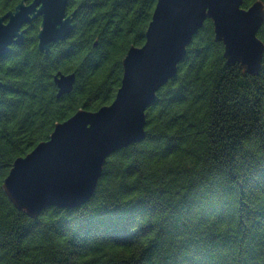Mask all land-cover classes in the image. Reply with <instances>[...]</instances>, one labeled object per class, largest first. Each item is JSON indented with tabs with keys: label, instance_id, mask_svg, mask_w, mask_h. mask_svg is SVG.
<instances>
[{
	"label": "trees",
	"instance_id": "trees-1",
	"mask_svg": "<svg viewBox=\"0 0 264 264\" xmlns=\"http://www.w3.org/2000/svg\"><path fill=\"white\" fill-rule=\"evenodd\" d=\"M20 1L0 0V16ZM156 3L70 0L68 39L41 52L38 18L0 59V264H264V55L255 75L229 64L211 19L147 109L146 138L107 158L88 201L31 218L3 189L56 123L115 99ZM58 72L76 74L61 97Z\"/></svg>",
	"mask_w": 264,
	"mask_h": 264
},
{
	"label": "water",
	"instance_id": "water-1",
	"mask_svg": "<svg viewBox=\"0 0 264 264\" xmlns=\"http://www.w3.org/2000/svg\"><path fill=\"white\" fill-rule=\"evenodd\" d=\"M70 0H21L0 16V59L13 44H22L26 24L42 18L38 47L48 53L51 45L70 36L76 11L67 14ZM244 0H157L142 46L132 45L123 59V78L112 103L96 111L79 109L55 125L47 140L18 157L3 182L14 204L31 218L49 206L74 208L94 194L107 158L146 138V110L157 91L178 71V64L207 19L224 43L229 64L239 63L257 74L264 43L258 32L264 23V3L248 8ZM54 81L58 97L70 93L75 73L58 72ZM3 81L0 76V89Z\"/></svg>",
	"mask_w": 264,
	"mask_h": 264
},
{
	"label": "flooded vegetation",
	"instance_id": "flooded-vegetation-1",
	"mask_svg": "<svg viewBox=\"0 0 264 264\" xmlns=\"http://www.w3.org/2000/svg\"><path fill=\"white\" fill-rule=\"evenodd\" d=\"M69 2H70V1H69ZM242 6H243V5H242ZM68 7H69V4H68ZM68 7H67V14H70V13H72L73 11L70 12V11L68 10ZM243 7H244V6H243ZM244 8H245V7H244ZM74 11H75V10H74ZM75 15H76V14H75ZM39 18H41V17H39ZM37 19H38V18H37ZM74 19H75V16H74ZM34 20H36V19H34ZM34 20H33V21H34ZM33 21H32V22H33ZM41 21H42V18H41ZM32 22H31V23H32ZM31 23H29V24H31ZM29 24H26L23 28L26 29V27H27ZM40 25H41V24H40ZM73 25H74V21H73ZM39 29H40V27H39ZM73 30H74V29H73ZM72 32H73V31H72ZM71 34H72V33H71ZM71 34H70V36H71ZM70 36H69V37H70ZM37 37H38V34H37ZM69 37H68V38H69ZM68 38H66V39H68ZM66 39H65V40H66ZM61 41H63V40H61ZM59 42H60V41H59ZM57 43H58V42H57ZM53 44H54V43H53ZM51 46H52V45H51ZM123 69H124V68H123ZM123 72H124V71H123ZM73 73H74V72H73ZM75 82H76V81H75ZM74 85H75V84H74ZM73 88H74V87H73ZM72 90H73V89H72ZM159 90H160V89H159ZM159 90H158V91H159ZM158 91H157V92H158ZM67 94H68V93H67ZM111 103H112V102H111ZM103 106H104V105H103ZM149 107H150V106H149ZM149 107H148V108H149ZM148 108H147V109H148ZM81 109H84V108H81ZM85 110H87V109H85ZM97 110H98V109H97ZM89 111H91V110H89ZM92 111H96V110H92ZM146 111H147V110H146ZM76 112H77V111H76ZM76 112H75V113H76ZM146 116H147V115H146Z\"/></svg>",
	"mask_w": 264,
	"mask_h": 264
}]
</instances>
